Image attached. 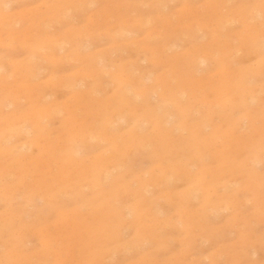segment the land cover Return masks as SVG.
<instances>
[{"label":"rangeland","instance_id":"rangeland-1","mask_svg":"<svg viewBox=\"0 0 264 264\" xmlns=\"http://www.w3.org/2000/svg\"><path fill=\"white\" fill-rule=\"evenodd\" d=\"M46 1L9 0L10 8L4 11L13 12V20H18L17 15L21 21L12 27L0 26V264H264V158L261 163L250 158L264 154V48L256 49L254 35L264 33V0H95V5L94 1L90 5L77 0ZM62 5L69 14L51 17ZM166 17L168 22L163 20ZM135 18H139L137 23ZM36 21L41 24L34 25ZM123 23L128 29L134 26L113 39V30ZM110 24L115 26L110 29ZM8 28L11 37L5 35ZM12 31L22 36L32 31L30 37L35 31L36 36L57 33L69 43L64 51L51 47L31 55ZM164 31L170 36L163 37ZM249 34L254 39L244 40ZM197 52L209 55L201 64L204 70H196L194 82L189 83L182 68ZM27 60L41 67L31 79L33 86L7 92L18 83L15 66L28 64ZM241 70L256 74L241 76ZM230 72L236 84L249 83L252 92L246 94L244 104L226 89ZM148 74L157 79H146ZM128 78L130 95L136 100L123 102L121 91L125 92ZM71 81L77 84L73 88L68 85ZM148 85L161 87L159 91L168 85L184 90V97L176 95L189 108L182 109L179 103L172 106L152 89L144 91ZM138 92L144 95L136 96ZM211 94L219 97L213 99ZM39 105L54 107L40 115L38 123L32 122ZM105 110L107 114L117 110L124 119L114 114L116 123L104 125L96 139L83 133L100 124ZM168 129L172 134L163 136ZM8 147H12L10 152H4ZM71 153H78L75 159L84 160L83 165L68 164ZM97 164L102 165V174L94 182ZM141 182L146 186L139 192L136 187Z\"/></svg>","mask_w":264,"mask_h":264},{"label":"bare ground","instance_id":"bare-ground-1","mask_svg":"<svg viewBox=\"0 0 264 264\" xmlns=\"http://www.w3.org/2000/svg\"><path fill=\"white\" fill-rule=\"evenodd\" d=\"M48 1V0H47ZM46 1V2H47ZM56 1V0H55ZM63 1H65V0H63ZM74 1V0H73ZM78 2L80 1V3L81 2H83V4H84V2L85 3H87V2H89V5H90V3L91 2H93L94 3V5L96 4L95 3V0H77ZM99 1V0H98ZM127 1H129V0H127ZM196 1V0H195ZM226 1H228V0H225V2ZM230 1V0H229ZM260 1V0H259ZM46 2H45V5H47L48 6V4L50 3V1H49V3H47L46 4ZM52 2V1H51ZM59 2V1H58ZM97 2V1H96ZM134 2V1H133ZM169 2V1H168ZM189 2H191V1H189ZM197 2V1H196ZM57 3V2H56ZM93 3H92V5H93ZM108 3H111V2H108ZM117 3V2H116ZM141 3V2H140ZM139 3V4H140ZM160 2H158V4H159ZM213 3V2H212ZM53 4V3H52ZM58 4V3H57ZM67 4V3H66ZM98 4V3H97ZM133 4V3H132ZM136 4H138L137 2H136ZM142 4V3H141ZM140 4V5H141ZM155 4H156V2H155ZM161 4V3H160ZM223 5H225V3H222ZM260 4V3H259ZM258 4V5H259ZM10 2H9V0H0V26H5L6 25V27L5 28H7V26L8 25H10L11 27L14 25V24H16V22H19V20H20V17H18L17 15H16V17L18 18V20H13V18L15 19V15L14 14H11V13H13V12H11L10 11V13H8L9 11H4L5 9H9L10 8ZM88 5V4H87ZM129 5H130V3H129ZM140 5L138 6V7H140ZM143 5H145V4H143ZM157 5V4H156ZM162 5V4H161ZM187 5H188V3H187ZM262 5V4H261ZM47 6H45V7H47ZM60 6V5H59ZM57 7V9L55 10L56 12H60V14L59 13H56V12H54V14H51L50 16L51 17H55V15L57 16V14L58 15H61V16H66L67 14H69V12L67 11L68 10V8L66 7V5H62L61 7ZM73 6V5H72ZM71 6V7H72ZM82 6V5H81ZM81 6H80V9L78 8V11L79 10H82L81 9ZM123 6H125V5H123ZM127 6V5H126ZM186 6V5H185ZM193 6V5H192ZM239 6V5H238ZM255 6H257V5H255ZM260 6V5H259ZM84 6H82V8H83ZM86 7V6H85ZM111 7V6H110ZM112 7H115V6H112ZM112 7L110 8V9H112ZM135 7V6H134ZM141 7H142V5H141ZM150 7V6H149ZM209 7V6H208ZM211 4H210V9H211ZM249 7V6H248ZM258 7V6H257ZM87 8H89V6H87ZM127 8H129V7H127ZM127 8H125L126 10H127ZM187 8V7H186ZM189 8V7H188ZM196 8H197V5H196ZM195 8V9H196ZM200 8V7H199ZM221 8H223V6H221ZM230 8V7H229ZM246 8V7H245ZM27 10L26 11H28V8H26ZM31 8H29V11H31L30 10ZM109 9V10H110ZM131 9V8H130ZM189 9H191V8H189ZM238 9V8H237ZM260 9V8H259ZM25 10V9H24ZM70 10V9H69ZM100 10V9H99ZM125 10V11H126ZM142 10H143V8H142ZM141 10V11H142ZM193 10V9H192ZM198 10V9H197ZM197 10L195 11V13H194V16L196 15L197 16V14H196V12H197ZM200 10V9H199ZM203 10V9H202ZM220 10V9H219ZM229 10H231V9H229ZM228 10V11H229ZM38 11V10H37ZM65 11H67L66 13H65ZM119 11H120V8H119ZM140 11V12H141ZM259 11V10H258ZM39 12V11H38ZM41 12V11H40ZM72 12H73V10H72ZM103 12V11H102ZM134 12V11H133ZM144 12H145V10H144ZM188 12H190V10L188 11ZM201 12V11H200ZM232 12V11H231ZM249 12V11H248ZM23 13V11L21 12L20 11V15ZM25 13V12H24ZM31 13V12H30ZM29 13V14H30ZM56 13V14H55ZM74 14L75 13H77V12H75V10H74V12H73ZM81 13V12H80ZM126 13V12H125ZM136 13H137V11H136ZM139 13V12H138ZM142 13H143V11H142ZM149 14H150V12H148ZM221 13V12H220ZM242 13V12H241ZM259 13V12H258ZM18 15H19V12L17 13ZM32 14V13H31ZM39 14V13H38ZM42 14V13H41ZM101 14V13H100ZM104 14V13H103ZM172 14V13H171ZM203 14V13H202ZM210 14V13H209ZM214 14V13H213ZM239 14V13H238ZM244 15H245V13H243ZM251 14V13H250ZM263 14V13H262ZM23 16H24V14H22ZM71 15V14H70ZM69 15V16H70ZM94 15V14H93ZM108 15V14H107ZM144 15H146V14H144ZM181 15V14H180ZM190 16H191V14H189ZM217 15V14H216ZM251 15H253V14H251ZM46 16V15H45ZM45 16H43L44 18H45ZM61 16H59L60 18H61ZM91 16V15H90ZM204 16V15H203ZM57 18V21H58V19L60 20V18ZM73 17V16H72ZM88 17V16H87ZM86 17V18H87ZM141 16H139V18H140ZM170 17V16H169ZM212 17V16H211ZM238 17V16H237ZM244 17V16H243ZM249 17H251V16H249ZM263 17H264V15H263ZM16 18V19H17ZM44 18L42 19V20H44ZM100 18V17H99ZM114 18V17H113ZM112 18V19H113ZM139 18H135L134 20H136L135 22L137 23V21H139ZM144 18V17H143ZM142 17H141V19L140 20H142L143 19ZM148 19H149V17H147ZM146 18V19H147ZM150 18H151V14H150ZM154 18V17H153ZM191 18V21H192V18L193 17H188V19H190ZM221 18V17H220ZM220 18H218V20H220ZM226 18V17H225ZM228 18V17H227ZM246 18H247V16H246ZM253 18H254V16H253ZM259 18V17H258ZM62 19H64L63 17H62ZM72 19V18H71ZM109 19H110V17H109ZM125 19V18H124ZM124 19H122V21L124 20ZM145 20V23H148L147 25H149L150 26V19L149 20ZM152 19V18H151ZM168 19V17H166V18H164L163 20L165 21V20H167ZM202 19V18H201ZM206 19V18H205ZM248 20L250 19V18H247ZM14 21V22H11V21ZM42 20H41V22H42ZM53 19H51V21H52ZM65 20H66V18H65ZM88 20H90V19H87L86 21H88ZM98 20V19H97ZM134 20H132V22H134ZM183 20V19H182ZM185 20V19H184ZM198 20V19H197ZM213 20V19H212ZM234 20H237V19H234ZM233 20V21H234ZM21 21V20H20ZM40 21V20H39ZM46 21V20H45ZM44 21V22H45ZM49 21V20H48ZM57 21H56V23H57ZM109 21V20H108ZM111 21V20H110ZM154 21H156V20H154ZM191 21H189L190 22V25L191 24H193ZM205 21V20H204ZM225 20H223V22H224ZM241 22H242V20H240ZM239 21V22H240ZM243 21H245V20H243ZM250 21V20H249ZM252 21V20H251ZM41 22L40 23H37V21H36V23L34 24V25H36V24H38V25H40L41 24ZM43 22V23H44ZM60 22V21H59ZM68 22V21H67ZM143 22V21H142ZM167 22H168V20H167ZM171 22H173V21H171ZM181 22V21H180ZM210 22V21H209ZM228 22H230V20L228 21ZM258 22V21H257ZM13 23V24H12ZM54 23H55V21H54ZM60 23H62V22H60ZM60 23H57V25L58 24H60ZM66 23V22H65ZM107 23H110V22H107ZM136 23H134L135 25H136ZM151 23H153V21L151 22ZM197 23H198V21H197ZM220 23V22H219ZM263 22L261 21V23H259L260 25L262 24ZM20 24V23H19ZM46 24V23H45ZM101 24V23H100ZM113 24V23H112ZM112 24H110V29H112V27L113 26H115V25H113L112 27H111V25ZM139 24H141V22H138V25ZM173 24V23H172ZM184 24H186V22L184 23ZM200 24H202V23H200ZM223 23H220V25H222ZM226 24V23H225ZM258 24V23H257ZM48 25H51V23L50 24H48ZM123 25H125V23H123L122 25H120V26H118V28H113L114 30H113V32H112V34H111V37H113V39H115L116 37H122L126 32H128V31H130L131 29L130 28H132L133 26L132 25H130V26H132V27H130L129 29L127 28V27H125V26H123ZM127 25V24H126ZM143 25H146V24H143ZM146 25V26H147ZM206 25V24H205ZM248 24H246V26H247ZM264 25V24H263ZM262 25V26H263ZM10 26H9V28H10ZM45 26H47V25H45ZM77 26V25H76ZM81 26H83L82 24L79 26V29H80V27ZM85 26V25H84ZM168 26V25H167ZM180 26V25H179ZM186 26H187V24H186ZM186 26H185V28H186ZM192 26V25H191ZM202 26V25H201ZM249 26H251V25H249ZM248 26V27H249ZM254 26L255 27H257L256 25H253V27L252 28H254ZM40 27V26H39ZM73 27V26H72ZM129 27V26H128ZM141 27H142V25H141ZM170 27V26H169ZM182 27V28H181ZM200 27V26H199ZM205 27V26H204ZM1 28V27H0ZM7 29V30H9V32H7L5 35L6 36H8L9 37V35H7L8 33H10L11 31H10V29ZM36 28V27H35ZM56 28H58V26H56ZM89 28V27H88ZM95 28V27H94ZM107 28V27H106ZM109 28V27H108ZM180 28L181 29H183L184 28V26H180ZM189 29L190 28H192V27H188ZM223 28V27H222ZM227 28V27H226ZM259 28H262V27H259ZM29 29V28H28ZM138 29V28H137ZM173 29V28H172ZM246 29H247V27H246ZM31 30L32 31H34V29H32L31 28ZM36 30V29H35ZM42 30V29H41ZM50 30V29H49ZM139 30V29H138ZM174 30H176L177 31V29H174ZM198 30V29H197ZM217 30V29H216ZM17 31V30H16ZM31 31V32H32ZM40 31V30H39ZM135 31V30H134ZM150 31V30H149ZM152 31H154L153 29H152ZM184 31H186V30H184ZM247 31H248V29H247ZM249 31H251V30H249ZM263 31V29L261 30V32ZM13 33H14V31H12ZM17 32H19V31H17ZM21 32V31H20ZM31 32H29L28 31V33L27 32H25L24 31V33H22L23 34V36L21 35V33L20 34H16V32L14 33V38H17V37H19L20 39H21V41H22V44L24 45V46H26V47H28L29 48V51L31 52V55H34V53H39L42 49H49V48H51V47H53L52 49H54V48H56L57 47V50H62V51H64L65 50V45L67 44V43H69L68 41V38H66V37H63V36H61V35H59V34H52V35H46V34H44V35H42V36H39L40 34L39 33H37V34H39V35H37L36 36V31L33 33V35H34V37H30V35H29V33H31ZM52 33H53V31H51ZM80 32V31H79ZM136 32V31H135ZM156 32V31H155ZM165 32V34L163 35V37H167V36H165V35H167L166 34V31H164ZM173 32V31H172ZM41 33V32H40ZM184 33V32H183ZM187 33H189V32H187ZM227 34H229L230 32L228 31V32H226ZM226 33H224L223 35H225V37L227 36V34ZM235 33H236V31H235ZM240 33H242V32H240ZM247 33V32H246ZM88 34V33H87ZM91 34V33H90ZM150 34V33H149ZM148 34V35H149ZM220 34V33H219ZM11 35H12V33H11ZM11 35H10V37H11ZM17 35V36H16ZM20 35V36H19ZM78 35L80 36V33H78ZM161 35V34H160ZM169 36H170V34H168ZM187 35V34H186ZM223 35H220L221 37H223ZM230 35V34H229ZM243 35V34H242ZM255 36H256V38H255V42L257 43V45H256V43H255V45H256V49L258 48V49H263L264 48V39L261 41V40H259V39H262V38H259L258 39V37H260L261 35H264V33L263 34H261L260 35V33L258 34V35H260V36H257L256 34H254ZM29 37V38H25V37ZM89 36V35H88ZM146 36V35H145ZM154 36V38H155V36H156V34L155 35H153ZM153 36H152V38H153ZM168 36V37H169ZM179 36H180V34H179ZM185 36V35H184ZM189 35H187L186 37H188ZM198 36V35H197ZM244 36V35H243ZM1 37V36H0ZM70 37V36H69ZM94 37V36H93ZM148 37H150V36H148ZM172 37V36H171ZM225 37H224V39H225ZM229 36H227V38H228ZM246 37H247V35H246ZM253 37V36H252ZM262 37V36H261ZM18 38V39H19ZM31 38V39H30ZM145 38V37H144ZM152 38H149V39H152ZM226 38V39H227ZM249 38V39H248ZM3 39V38H2ZM149 39H148V41H149ZM216 39H218V38H216ZM221 39V38H220ZM225 39V40H226ZM254 39V37L251 39V35L249 34L248 35V37L247 38H245L244 40H253ZM258 39V40H257ZM71 40V39H70ZM84 40V39H83ZM104 40V39H103ZM145 40H146V38H145ZM225 40H223V41H225ZM228 40V39H227ZM227 40L225 41V42H227ZM136 41V40H135ZM229 41L231 42V40L229 39ZM237 41V40H236ZM121 42H123V41H121ZM132 42V41H131ZM138 42V41H137ZM143 42V41H142ZM154 42V41H153ZM250 41H248L247 42V44L249 43ZM3 43V42H2ZM120 43V42H119ZM123 43H125V42H123ZM128 43V42H127ZM133 43V42H132ZM241 43V42H240ZM251 43H252V41H251ZM250 43V44H251ZM147 44V43H146ZM233 44H234V41H233ZM237 44V43H236ZM243 44V43H242ZM117 45V44H116ZM165 45V44H164ZM167 45V44H166ZM165 45V46H166ZM231 45V44H230ZM229 45V46H230ZM251 45H253V44H251ZM250 45V46H251ZM19 46V45H18ZM112 46H115V45H112ZM164 46V47H165ZM247 46V45H246ZM254 46V45H253ZM258 46V47H257ZM78 47V46H77ZM144 47V46H143ZM142 47V48H143ZM239 47V46H238ZM243 47V46H242ZM245 47V46H244ZM255 47V46H254ZM166 48H167V46H166ZM247 48V47H246ZM79 49V48H78ZM165 49V48H164ZM163 49V50H164ZM221 50L222 49H224V47H221L220 48ZM237 49V48H236ZM253 49V48H252ZM255 49V48H254ZM159 50V49H158ZM163 50H161V52L163 51ZM167 50V49H166ZM194 51H195V49H193ZM197 50H199L198 48H197ZM196 50V51H197ZM215 50V49H214ZM248 49H246V51H247ZM264 50V49H263ZM263 50H262V52H263ZM240 51V50H239ZM152 52V51H151ZM156 52V50L154 51V53ZM177 52V51H176ZM249 52V51H248ZM262 52L260 53V54H262ZM33 53V54H32ZM112 53V52H111ZM159 53V52H158ZM162 53H164V52H162ZM207 53V52H206ZM216 53V52H215ZM232 52H230V54H231ZM236 53V52H235ZM257 53V52H256ZM213 54V53H212ZM259 54V55H260ZM65 56H66V54H64ZM80 55V54H79ZM173 55V54H172ZM186 55H188V54H186L185 53V56L184 57H186ZM209 55V53H207V54H205V53H193V55L190 57V59L185 63V65H184V67L182 68V73H183V77H184V80L186 81L187 80V82H189L190 83V81L191 82H194V80L192 79V77H193V74H195V71L196 70H198V69H201V70H204L201 66V64H204L205 62H204V60L207 58V56ZM222 55V54H221ZM232 55V54H231ZM35 56H37V55H35ZM34 56V57H35ZM45 56V55H44ZM49 56V55H48ZM53 56V55H52ZM174 56H176V55H174ZM210 56H211V54H210ZM209 56V57H210ZM213 57L215 56L214 54L212 55ZM220 56V55H219ZM47 57V56H46ZM137 57V56H136ZM183 57V58H184ZM212 57V58H213ZM222 57V56H221ZM221 57H219V59L221 58ZM58 58H60V57H58ZM66 58V57H65ZM226 58V57H225ZM230 58V57H229ZM263 58V57H262ZM52 59V58H51ZM50 59V60H51ZM68 59V58H67ZM78 59V58H77ZM159 59V58H158ZM218 59V60H219ZM222 59H223V57H222ZM259 59H261V58H259ZM173 60V59H172ZM211 60V59H210ZM217 60V59H216ZM232 60V59H231ZM263 60V59H262ZM262 60H261V62H262ZM23 61V60H22ZM132 61V60H131ZM153 61V60H152ZM160 61V60H159ZM174 61V60H173ZM264 61V60H263ZM175 62V61H174ZM260 62V63H261ZM19 63V62H18ZM26 63H28V64H24V63H22V64H19V67L16 65L15 67H16V73H17V75H18V79H17V85H16V87L14 86L12 89H10L9 90V88H7V92H9L10 93V91H15V90H18V91H21V90H24V89H26V88H29L30 86L32 87L33 86V84H31L30 82H31V79L33 78V77H35L37 74H38V72H39V68L41 69V67H40V64L38 63V62H32L31 60H27L26 61ZM172 63V62H171ZM260 63H258V66H259V64ZM13 64V63H12ZM125 64V63H124ZM261 64H264V63H261ZM2 65V64H1ZM175 65V64H174ZM123 66V65H122ZM1 67V66H0ZM223 67H225V65L223 66ZM222 67V68H223ZM228 66H226V68H227ZM260 67V66H259ZM258 67V68H259ZM261 67H263V66H261ZM14 68V67H13ZM122 68V67H121ZM252 68V67H251ZM231 69V68H230ZM234 69V68H233ZM253 69V68H252ZM90 70V69H89ZM88 70V71H89ZM121 70H124V69H121ZM120 70V71H121ZM180 69H178L177 71H179ZM224 70V69H223ZM226 70V69H225ZM224 70V71H225ZM229 70V69H228ZM232 70V69H231ZM88 71H87V73H88ZM91 71H92V69H91ZM176 71V72H177ZM181 71V70H180ZM262 71V70H261ZM124 72V71H123ZM123 72H121V73H123ZM173 72V71H172ZM197 72V71H196ZM227 72V71H226ZM241 73L239 74V75H241V74H243V75H245V76H250L249 75V73H251V72H248V71H245L244 72V70H241L240 71ZM78 73V72H77ZM83 73H85L84 71H83ZM221 73V72H220ZM75 74V73H74ZM79 74V73H78ZM77 74V75H78ZM89 74V73H88ZM88 74H86V75H88ZM92 74V73H91ZM161 74H163V73H161ZM172 74V73H171ZM175 74V73H174ZM251 74H253V72L251 73ZM254 74H256V73H254ZM253 74V75H254ZM117 75V74H116ZM123 74H120V75H118V77H121ZM167 75V77H168V74H166ZM170 75V74H169ZM231 77H229L228 79H226L225 81H226V89L227 90H229L230 92H232V94H235L236 95V97L238 98H240V102L241 103H245V101H247V99H246V94L247 93H250V91H251V89H249V87H248V84L249 83H247V82H238V84H236V82L235 81H238V80H236L235 79V81H234V76H233V73L232 72H230V74H229ZM5 76V75H4ZM90 76V75H89ZM221 76H222V74H221ZM242 76V75H241ZM241 76H239V77H241ZM3 77V76H2ZM141 77H143V76H141ZM236 77H238V75L236 76ZM252 76H250V78H251ZM51 78H55V75H54V77H52L51 76ZM51 78H49V80L51 79ZM62 78V77H61ZM172 78V77H171ZM170 78V79H171ZM191 78V79H190ZM231 78H233V80H231ZM244 78V77H243ZM120 80L122 79V77L121 78H119ZM139 79V78H138ZM146 79H148V80H151V81H154V80H156L154 77L152 78L151 77V75L150 74H148L147 76H146ZM174 79V81L173 82H175V78H173ZM172 79V80H173ZM196 79V78H195ZM241 79V78H240ZM7 80V79H6ZM52 80V79H51ZM147 80V81H148ZM172 80L170 81V83L172 82ZM190 80V81H189ZM1 81V80H0ZM48 81V80H47ZM168 81V80H167ZM183 81V80H182ZM247 81V80H246ZM13 82H15V81H13ZM63 82V81H62ZM120 82V81H119ZM172 82V83H173ZM235 82V83H234ZM249 82V81H248ZM3 83V82H2ZM121 83V82H120ZM123 83H125V80L123 81ZM130 83V79L128 78L127 79V81H126V83L124 84V85H126V86H128V87H126V86H123L124 88H125V92H124V90H122L121 91V96L123 97L122 98V101L124 102V101H126V98L127 99H129V101H131L132 99L135 101L136 100V98H133L130 94L132 93V86L131 85H128ZM171 83V84H172ZM180 83V82H179ZM178 83V84H179ZM215 83V82H214ZM31 84V85H30ZM53 84V83H52ZM160 84V83H159ZM167 84H169V83H167ZM225 84V83H224ZM7 85V84H6ZM30 85V86H29ZM42 85V84H41ZM58 85H60V83L58 84ZM68 85H69V87L71 88H73L75 85H77L76 84V82H73V81H71V82H68ZM172 85H175V86H177V84L176 83H174V84H172ZM195 85H197L196 83H195ZM195 85H194V87H195ZM203 85V84H202ZM5 86V85H4ZM35 86H37V85H35ZM38 86H39V84H38ZM67 86V85H66ZM175 86H170V85H168V86H164L165 88H164V90H162L161 89V91H159L160 89L159 88H161V87H159L158 88V86H156V85H148V86H146L145 87V90L144 91H149L150 89H152L153 90V92H157L160 96H163V97H165V98H167V100L169 101V103H172L173 105L172 106H174V104L175 103H179V105L182 107V109H184V108H186V107H188L187 106V104H185V103H183L181 100H180V98L176 95L177 93H180L182 96H183V94H185L184 92V90H178ZM182 86H184V85H182ZM198 86V85H197ZM2 87V86H1ZM30 87V88H31ZM68 87V86H67ZM130 87V88H129ZM220 87V86H219ZM218 87V88H219ZM15 88V89H14ZM45 88V87H44ZM185 88H186V86H185ZM191 89L193 88V87H190ZM225 88V87H224ZM223 88V89H224ZM34 89V88H33ZM159 89V90H158ZM184 89V88H183ZM196 89H197V87H196ZM209 89V88H208ZM207 89V90H208ZM214 89V88H213ZM212 89V90H213ZM217 89V88H216ZM222 90V89H221ZM221 90H220V92H221ZM225 90V89H224ZM76 91V90H75ZM196 91V90H195ZM206 91V90H205ZM217 91H218V89H217ZM11 92V93H12ZM78 92V91H77ZM145 92V93H146ZM209 92H211V90L209 91ZM219 92V93H220ZM225 92V91H224ZM224 92H223V90H222V93L221 94H224ZM228 92V91H227ZM252 92V91H251ZM85 93V92H84ZM84 93H82V94H84ZM186 93H187V91H186ZM202 93H204V95L206 96V92H202ZM214 93V92H213ZM218 93V92H217ZM216 93V94H217ZM198 94V93H197ZM210 94V93H209ZM220 94V95H221ZM77 95V94H76ZM135 95L136 96H140V95H144V92H142V93H135ZM181 95H179V96H181ZM195 95V94H194ZM214 95V94H213ZM212 94H211V96L212 97H219V95L217 96V95H214L213 96ZM17 96V95H16ZM196 96V95H195ZM228 96V95H227ZM15 97V96H14ZM72 97L73 96H71V98H70V100L72 99ZM85 97V96H84ZM162 97V98H163ZM184 97V96H183ZM182 97V98H183ZM198 97V96H197ZM201 97V96H200ZM211 97V98H212ZM216 97L215 98H213V99H216ZM223 96L221 95V97L220 98H222ZM230 97V96H229ZM9 98V97H8ZM225 98V97H224ZM232 98H233V96H232ZM83 99V98H82ZM208 99V98H207ZM206 99V100H207ZM234 99V98H233ZM236 99V98H235ZM12 100H13V98H12ZM113 100V99H112ZM163 100V99H162ZM165 100V99H164ZM185 100V99H184ZM203 100H204V98H203ZM212 99H210L209 101H211ZM217 100V99H216ZM229 100H231V99H229ZM228 100V101H229ZM223 101H225V100H222V102ZM227 101V102H228ZM236 101V100H235ZM34 102V101H33ZM120 102V101H119ZM126 102H128V100L126 101ZM186 102H188V101H186ZM191 102V101H190ZM201 102L203 103V101L201 100ZM208 102V101H207ZM10 104L12 103L11 101L9 102ZM44 103V102H43ZM49 103V102H48ZM108 103V102H107ZM116 103H118V101L116 102ZM115 103V104H116ZM121 103V102H120ZM119 103V104H120ZM130 103V102H129ZM198 103V102H197ZM209 103V102H208ZM213 103V102H212ZM219 103V102H218ZM243 103V104H244ZM36 104V103H35ZM124 104V103H123ZM122 104V105H123ZM149 104V103H148ZM201 104V103H200ZM248 104V103H247ZM45 105V104H44ZM44 105H39L37 108L38 109H36V111L34 112V114H33V121L32 122H36V123H38L36 120L38 119V117L41 115H45V112H47V111H49V109H51V108H53L54 106H44ZM77 105V104H76ZM126 105V104H125ZM212 106H213V104H211ZM216 105V104H215ZM218 105V104H217ZM221 105V104H220ZM227 105H228V103H227ZM35 106V105H34ZM107 106V105H106ZM113 106H114V103H113ZM169 106V105H168ZM192 105H190V107H191ZM197 106V105H196ZM211 106V107H212ZM36 107V106H35ZM94 107H97V106H95L94 105ZM125 107V106H124ZM123 107V108H124ZM176 107V106H175ZM193 107H195V106H193ZM224 107V106H223ZM101 108V107H100ZM99 108V109H100ZM112 108V107H111ZM126 108V107H125ZM154 108H158L159 109V111H162L163 113L166 111L163 107H161V106H154ZM189 108V107H188ZM200 108V107H199ZM213 108V107H212ZM211 108V109H212ZM226 108V107H225ZM227 108H229L230 109V107H228L227 106ZM235 108V107H234ZM98 109V110H99ZM102 109V108H101ZM228 109V110H229ZM239 109V108H238ZM33 110V109H32ZM31 110V111H32ZM120 110H122V108L120 109ZM179 110H181V108L179 107ZM187 110V109H186ZM208 110V109H207ZM236 110V109H235ZM106 111L107 110H105V111H103L102 113H104L102 116H101V119H100V126L99 125H96V124H93V125H96V126H92L91 128H86V129H84V131H82L83 133L85 132L86 134H90L92 137H94L95 138V136H97V134H99L100 133V131L102 130L101 128L105 125V126H108V125H112L113 123H116V120H114L112 117H114L113 115L114 114H117L118 116H119V118L121 119V120H123L124 119V117L121 115V113L118 111L117 112V110H115L116 111V113L115 112H113L112 114H107L106 113ZM182 111H184V110H182ZM230 111V110H229ZM2 112V111H1ZM20 113H21V111H19ZM19 112H18V114H19ZM122 112V111H121ZM212 111H210V113H211ZM216 112H217V110H216ZM234 112H236V111H234ZM240 112H242V110L240 111ZM239 112V113H240ZM25 113V112H24ZM24 113H22V114H24ZM101 113V112H100ZM162 113V114H163ZM167 113V112H166ZM165 113V114H166ZM220 113V112H219ZM262 113V112H261ZM5 114V113H4ZM3 114V115H4ZM208 114V113H207ZM236 114V113H235ZM238 114V113H237ZM7 114H5V116H6ZM9 115V114H8ZM12 116H13V114H11ZM27 115V114H26ZM29 115V114H28ZM158 114H156V116H157ZM174 115V114H173ZM224 115H226V114H224ZM246 115V114H245ZM248 115V114H247ZM12 116L10 117L11 118V120L12 121H14L13 119H12ZM127 116V115H126ZM125 116V117H126ZM155 116V115H154ZM154 116H152V118L154 117ZM212 116H214V115H212ZM160 116H158V118H159ZM208 117H209V114H208ZM223 117V116H222ZM246 117V116H245ZM7 118V117H6ZM210 118V117H209ZM213 118V117H212ZM229 118V117H228ZM240 118V117H239ZM242 118V117H241ZM14 119H19V120H24V118L23 117H21V116H15L14 117ZM119 119V120H120ZM219 119V118H218ZM223 119V118H222ZM235 119V118H234ZM253 119V118H252ZM6 120V119H5ZM156 121H157V119H155ZM185 120V119H184ZM206 120H207V117H206ZM210 120V119H209ZM209 120H207V122L209 121ZM243 120V119H242ZM264 120V119H263ZM79 121V120H78ZM203 121H204V119L202 120V123H203ZM237 121H240L241 122V120H237ZM151 122H153V121H151ZM155 122V121H154ZM166 122H169V120H166ZM173 122H175V120L173 121ZM214 122V121H213ZM244 122H245V119H244ZM244 122H243V125H244ZM249 122V121H248ZM35 123V124H36ZM147 123H148V121H147ZM157 123V122H156ZM201 123V124H202ZM228 123V122H227ZM237 123V122H236ZM239 123V122H238ZM242 123V122H241ZM33 124V123H32ZM168 124H170V123H168ZM168 124H167V126H168ZM184 124H185V122H184ZM240 124V123H239ZM148 125V124H147ZM152 125V124H151ZM154 125V124H153ZM173 125V124H172ZM175 125V124H174ZM197 125V124H196ZM202 125H204V124H202ZM234 125H235V122H234ZM241 126H243L242 124H240ZM176 126V125H175ZM195 126V125H194ZM198 126V128H199V125H197ZM208 126H209V124H208ZM216 126V125H215ZM219 126V125H218ZM249 126V124L247 125V127ZM8 127V126H7ZM144 127V126H143ZM179 126L177 125V128H178ZM214 127V126H213ZM20 128V127H19ZM116 128H118V127H116ZM176 128V127H175ZM177 128H176V130H177ZM192 128V127H191ZM201 128H203V127H201ZM235 128H238V126H235ZM21 129V128H20ZM119 129V128H118ZM193 129H194V127H193ZM192 129V130H193ZM195 129H196V127H195ZM49 130V129H48ZM157 130V129H156ZM155 129H154V131H156ZM159 130V129H158ZM162 131H163V128L161 129ZM161 130H159V132L161 131ZM165 130H167V129H165ZM171 130H172V128H171ZM3 131V130H2ZM51 131V130H50ZM76 131V130H75ZM75 131H74V133H75ZM137 131V130H136ZM136 131H135V133H136ZM169 129H168V131H165L164 132V135L163 136H166L167 134L170 136V134H169ZM175 131V130H174ZM178 131H180V130H178ZM204 131V130H203ZM131 132H133V131H131ZM131 132H130V135H131ZM172 131H170V133H171ZM199 132V131H198ZM211 132V131H210ZM212 132H213V129H212ZM77 133V132H76ZM135 133L133 134V136L135 135ZM160 133H162V132H160ZM166 133V134H165ZM202 133V132H201ZM140 134H143V133H140ZM172 134V133H171ZM194 134V133H193ZM210 134V133H209ZM231 134V133H230ZM253 134V133H252ZM162 135H160V136H162ZM175 135V134H174ZM189 135H191L190 133H189ZM188 135V136H189ZM205 136H206V134H204ZM208 135V134H207ZM262 135V134H261ZM70 136V135H69ZM74 136H75V134H74ZM74 136H73V138H74ZM147 136V135H146ZM173 136V135H172ZM171 136V137H172ZM41 137V136H40ZM43 137V136H42ZM76 137V136H75ZM85 137V136H84ZM86 137H87V135H86ZM143 137V136H142ZM192 137V136H191ZM258 137V136H257ZM68 138V137H67ZM113 138V137H112ZM111 138V139H112ZM137 138V137H136ZM141 138V137H140ZM157 138V137H156ZM163 138V137H162ZM168 138V137H167ZM173 138V137H172ZM190 137H188V139H189ZM192 138H194V137H192ZM192 138H190V139H192ZM198 138H199V136H198ZM197 138V139H198ZM248 138V137H247ZM37 139H38V137H37ZM70 139V138H69ZM92 139V138H91ZM96 139V138H95ZM109 139V138H108ZM135 139V138H134ZM133 139V140H134ZM189 139V140H190ZM196 139V138H195ZM196 139V140H197ZM205 139V138H204ZM211 139H212V136H211ZM211 139H209L208 141L207 140H205V142L207 141V142H209V141H211ZM32 140V139H31ZM196 140H194V141H196ZM118 141V140H117ZM131 141V140H130ZM192 141H193V139H192ZM199 141V140H198ZM7 142H8V140H7ZM73 142H74V139H73ZM114 142V141H113ZM135 142H136V139H135ZM191 142V141H190ZM212 142V141H211ZM78 143V142H77ZM144 143V142H143ZM183 143H185V142H183ZM182 143V144H183ZM196 143H197V141H196ZM199 143H200V141H199ZM258 143V142H257ZM93 144V143H92ZM91 144V145H92ZM139 144V143H138ZM137 144V145H138ZM201 144H205V143H202L201 142ZM209 144H211V143H209ZM208 144V145H209ZM10 145V144H9ZM188 145V144H187ZM190 145H192V144H190ZM8 146V145H7ZM12 146V145H11ZM70 146H72V145H70ZM69 146V147H70ZM202 146V145H201ZM6 147V146H5ZM21 149H23L24 148V145H21V146H19ZM87 147H88V145H87ZM139 147V146H138ZM170 147V146H169ZM188 147V146H187ZM193 147V146H192ZM196 147V146H195ZM213 147H214V144H213ZM71 148H73V147H71ZM94 148V147H93ZM172 148V147H171ZM170 148V149H171ZM185 148V147H184ZM202 148V147H201ZM215 148V147H214ZM257 148V147H256ZM2 149H3V147H2ZM10 149H12V147L10 148V147H8V148H6V149H4L5 151L4 152H10ZM83 149V148H82ZM84 149H88V148H84ZM90 149V148H89ZM159 149V148H158ZM203 149V148H202ZM201 149V150H202ZM70 150V149H69ZM73 150V149H72ZM93 150V149H92ZM91 150V151H92ZM160 150V149H159ZM200 150V151H201ZM211 151H213V149L211 150ZM215 151V150H214ZM87 152V151H86ZM88 152H89V150H88ZM169 152H170V150H169ZM202 152V151H201ZM255 152H256V149H255ZM199 153V152H198ZM5 154V153H4ZM78 154V153H77ZM77 154H70L69 156H68V164H71L72 165V163L71 162H78L77 164H81V165H83V161L84 160H82V159H75V155H77ZM87 154V153H86ZM202 154V153H201ZM201 154H199V155H201ZM257 154V155H256ZM255 155H253L252 154V157H250V158H253L252 160H253V162H260L261 163V161L263 160V158H264V154H259V153H256ZM205 155V154H204ZM88 158V157H87ZM63 159H64V157H63ZM30 161V160H29ZM225 162V161H224ZM223 162V163H224ZM188 165V164H187ZM221 165V164H220ZM223 165V164H222ZM101 166L102 165H100V164H97V166H96V174H94V182H96V180L99 178V175H100V173H101ZM63 167V166H62ZM105 167V166H104ZM264 168V167H263ZM105 170V169H104ZM233 170V169H232ZM93 171V170H92ZM200 171H202V170H200ZM222 171V170H221ZM204 173V172H203ZM102 174V173H101ZM226 174V173H225ZM236 174V173H235ZM108 175V174H107ZM179 176V175H178ZM194 176V175H193ZM196 176V175H195ZM202 176V175H201ZM104 177H105V175H104ZM154 177H155V175H154ZM110 178V177H109ZM85 179V178H84ZM90 179V178H89ZM144 180V179H143ZM195 180V179H194ZM97 183H98V181H97ZM153 183V182H152ZM93 184V183H92ZM146 183H140V184H138L137 185V187H136V189L140 192V191H143V189L145 188V185ZM212 185V184H211ZM70 186V185H69ZM104 187V186H103ZM52 192V191H51ZM214 196V195H213ZM187 197V196H186ZM234 198V197H233ZM232 198V199H233ZM221 200V199H220ZM149 201H152L153 203L152 204H155L156 203V200L155 199H152V198H148V202ZM217 202V201H216ZM219 202H221V201H219ZM223 202H224V200H223ZM212 203V202H211ZM144 211V210H143ZM127 215H130V211H128V213H127ZM15 225V224H14Z\"/></svg>","mask_w":264,"mask_h":264}]
</instances>
